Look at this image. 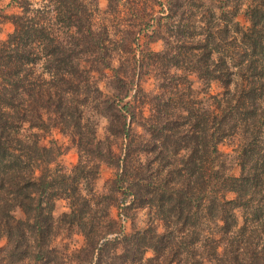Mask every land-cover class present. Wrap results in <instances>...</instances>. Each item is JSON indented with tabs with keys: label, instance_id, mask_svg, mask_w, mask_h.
Instances as JSON below:
<instances>
[{
	"label": "trees",
	"instance_id": "obj_1",
	"mask_svg": "<svg viewBox=\"0 0 264 264\" xmlns=\"http://www.w3.org/2000/svg\"><path fill=\"white\" fill-rule=\"evenodd\" d=\"M106 1L103 13L97 0L0 7L13 25L0 41V264H264V0ZM105 71L106 94L92 79ZM191 75L221 94L199 98ZM89 113L106 121L102 140ZM52 129L77 150L71 170L40 145ZM230 138L238 177L218 149ZM101 163L114 171L103 195ZM57 200L68 211L55 220ZM117 202L151 209L163 232L123 233ZM63 227L83 237L70 254L53 246Z\"/></svg>",
	"mask_w": 264,
	"mask_h": 264
},
{
	"label": "rangeland",
	"instance_id": "obj_2",
	"mask_svg": "<svg viewBox=\"0 0 264 264\" xmlns=\"http://www.w3.org/2000/svg\"><path fill=\"white\" fill-rule=\"evenodd\" d=\"M10 3V0H0V7L3 8L4 12L7 15H11L17 12V9L14 7H7V4ZM100 13H103L107 9L106 0H97ZM121 7V4H120ZM124 4H122L123 10ZM158 10V9H156ZM150 11V10H148ZM103 17V21L107 26H116V19L113 16L100 15V18ZM236 20L242 26H247L248 22L245 19L243 13H240ZM100 24V21L98 22ZM13 32V25L9 21H3L0 25V41H4L9 34ZM145 40L142 41L144 43ZM150 49L154 52H160L163 49L162 41H155L149 45ZM112 65L117 66L116 61L114 60ZM82 68H88L87 64H82ZM141 81L140 85L146 92H157L156 82L151 75L140 74ZM110 77L109 71L103 73H92V79L99 87L103 93H108L109 88L107 87V81ZM192 82V87L198 93L199 98L205 99L210 95H220L222 92V87L217 82H212L210 85L205 86L203 83L198 81L194 75L189 77ZM91 117L96 121L97 124V137L102 140L105 136L106 121L102 117L89 113ZM40 145L44 147H57L60 150V153L57 154L52 168L60 167L63 170H71L78 162V153L75 146L71 143L69 138L66 135H63L58 130L52 129L49 133L42 134L40 138ZM238 147V139L230 138L224 140L218 145L219 151L223 155V159L226 162L227 175L238 177L240 174V167L237 161L235 150ZM114 171L107 165L101 163L99 165V171L96 179L93 182V188L95 192L99 195L106 194L105 184L113 177ZM234 195L229 194L228 198H233ZM120 202L115 203L110 209V216L118 221L120 229L123 233L131 234L137 230H143L149 225L153 226L156 231L160 234L163 232L162 222L159 220L154 211L149 208H135L130 207L126 209L119 206ZM128 204V203H127ZM68 211L67 203L64 200H57L54 205L53 216L55 220L60 218L62 213ZM13 216L16 219H21L23 217L22 212L19 209H15ZM7 245V239L5 237L0 238V249H4ZM83 245V237L77 231L76 228L63 227L58 231L56 238L53 241V246L57 249L64 251L67 254L72 253L73 251L79 249ZM152 253H146V258L151 257Z\"/></svg>",
	"mask_w": 264,
	"mask_h": 264
}]
</instances>
